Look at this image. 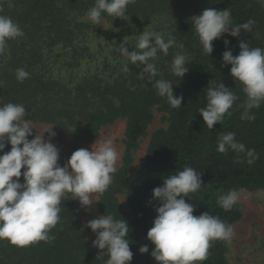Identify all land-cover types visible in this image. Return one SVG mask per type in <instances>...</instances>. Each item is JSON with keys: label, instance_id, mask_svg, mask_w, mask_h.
I'll return each instance as SVG.
<instances>
[{"label": "trees", "instance_id": "16d2710c", "mask_svg": "<svg viewBox=\"0 0 264 264\" xmlns=\"http://www.w3.org/2000/svg\"><path fill=\"white\" fill-rule=\"evenodd\" d=\"M184 0H135L127 6V20L146 24L163 12L173 10ZM190 13L175 27L172 36L183 46L188 57L189 71L183 76L167 72L165 61L171 58L160 54L159 76L173 84L174 94L182 96V106L173 108L166 97L147 78L141 79L144 65L128 63L129 71L99 60L92 50L101 31L87 20L88 10L95 0H0V14L18 23L24 35L8 41L7 54L0 57V100L23 104L32 123L49 124L71 136L73 147L92 143L102 128L119 119L126 122L125 154L122 167L103 194L98 193L97 209L101 215L124 219L129 226V247L133 252L130 264H158L151 256L154 245L147 239L157 215L158 201L153 200V189L163 185L168 176L192 167L202 174V189L185 197L194 206L193 215L204 212L233 226L242 218V208L236 203L230 210L223 209L218 197L229 190H264V102L251 109L254 121L241 119L247 97L243 85L234 81L231 65H225L222 54L240 52L239 43L264 48V3L260 0H186ZM205 8L230 10L233 26L254 20L251 32L241 30L239 37L225 34L213 41V52L208 56L202 48L192 17ZM102 20L115 23L120 18L102 14ZM228 40L226 46L224 41ZM159 54V53H158ZM24 68L29 77L17 80L16 70ZM223 82L238 100L229 110L231 115L209 129L198 113L207 106L209 85ZM154 83V81H153ZM153 110L166 117V128L151 134L144 162L130 173L134 151L146 136L153 119ZM226 132H234L237 142L245 145L244 153L229 149L220 153L218 141ZM34 138L29 137L31 140ZM11 145L6 144L5 152ZM255 149L254 163L246 152ZM3 154V153H0ZM22 172L24 169L21 170ZM15 179V178H14ZM23 183V176L20 178ZM124 197L126 208L119 203ZM151 201V203H149ZM60 221L52 228L48 242L38 241L25 247L9 240H0V264H106L108 255L100 258L87 240L80 218L79 201L64 196L59 205ZM148 253H140L141 246ZM196 264H227L224 240H214L207 259Z\"/></svg>", "mask_w": 264, "mask_h": 264}, {"label": "clouds", "instance_id": "9594fccd", "mask_svg": "<svg viewBox=\"0 0 264 264\" xmlns=\"http://www.w3.org/2000/svg\"><path fill=\"white\" fill-rule=\"evenodd\" d=\"M135 0H95V5L88 12V18L94 24H100L102 14L127 20V6ZM264 3V0H260ZM3 9L0 8V12ZM203 51L211 56L213 41L224 34L239 37L241 30L251 32L254 20L233 26L230 10L205 8L202 13L192 17ZM24 35L19 24L11 17L0 14V57L7 54L8 41ZM175 39L152 31H143L136 44V50L129 51L125 42L121 43L120 54L131 65H144L141 79L147 78L157 89V94L166 97L173 108L182 106V96L173 91V84L163 78L157 79L159 72L156 64L160 54L168 55L175 45ZM229 44L228 40L224 41ZM240 52L233 56L231 50L222 54L225 65H231L230 74L234 81L243 85L246 101L241 107L245 110L241 119L255 120L251 109L259 108L264 102V48L250 47L248 42L239 43ZM159 53V54H158ZM188 57L177 53L171 65V71L181 79L189 71ZM129 71L128 63L123 66ZM24 68L16 70L17 80L23 82L29 77ZM154 81V83H153ZM207 106L198 113L204 123L212 129L229 111L238 96L221 81L209 85L206 92ZM29 113L23 104L3 103L0 106V240L7 239L19 247L34 242H48L53 237L49 232L60 221L59 207L62 198L71 193L82 207L88 209L99 202L92 194H103L111 185L116 165L120 159L111 140L100 142L91 151L85 148L72 153L66 164L61 166L58 147L51 142L56 133L54 126L47 128L43 135L33 136V124L26 117ZM48 133L45 139L44 134ZM6 144L11 145L5 152ZM231 149L236 153L246 151L243 143L237 142L234 132L223 133L218 141L217 150L227 153ZM255 149H248L246 154L255 160ZM24 169L22 172L21 170ZM23 176V183L20 178ZM15 178V179H14ZM202 174L192 167L168 176L163 185L153 189V200L158 201L157 215L153 226L147 233V239L154 245L151 256L158 264H196L207 259L208 250L214 240L229 241L234 235V228L218 217L204 212L193 215L195 208L187 203L185 197L202 189ZM241 193L229 190L218 197L217 203L225 210H230L240 199ZM151 203V201H149ZM96 235L92 242L100 253L106 251V264H130L133 252L128 240L129 226L124 219H114L112 215H99L86 222ZM140 253H148L147 245L141 246Z\"/></svg>", "mask_w": 264, "mask_h": 264}, {"label": "rangeland", "instance_id": "374dc122", "mask_svg": "<svg viewBox=\"0 0 264 264\" xmlns=\"http://www.w3.org/2000/svg\"><path fill=\"white\" fill-rule=\"evenodd\" d=\"M190 13L189 3L186 0L182 1L179 6L173 10L166 11L156 16L146 24L134 23L130 21L120 20L115 23H109L101 19L100 24H94L101 31L97 44L94 45L92 53L99 59H107L112 65L122 66L126 62L120 54L119 48L121 43H126L129 51L136 50L140 34L143 31H152L164 36L165 40L173 37L174 27L182 21L186 15ZM227 33L224 39L229 37ZM175 39V38H174ZM175 45L171 48V58L164 63L167 72L171 71L172 61L177 53L184 54L183 46L175 39ZM170 52V51H169ZM185 55V54H184ZM159 60V58L157 59ZM159 64L156 66L158 67ZM0 106L3 102L0 100ZM166 117L153 110V119L147 128L146 136L140 141L137 149L133 153L132 163L129 167V172L132 173L140 168L144 162L145 152L151 137V134L159 129L166 128ZM33 135L36 132L43 135V132L53 125L32 123ZM126 122L124 119H119L109 126L101 129L98 137L90 144L73 147L74 143L71 136L66 132L54 126L53 131L56 133L51 142L59 149L60 160L58 163L63 166L67 163L72 153L78 149L85 148L89 151L95 150L100 142L111 140L113 146L117 149L120 159L117 162L116 169L122 167V162L125 154L124 132ZM45 139L48 138V133L44 134ZM116 170V171H117ZM240 199L237 204L242 208V218L239 222L233 225L234 235L226 244V261L227 264H264V190L245 191L240 190ZM98 200V193L92 194ZM65 196L75 198L73 194L68 193ZM119 203L126 208L123 196H119ZM80 218L83 223L87 240L91 243L93 250L97 256L102 258L104 253H100V249L93 246V241L96 239L95 233L90 228L86 227V222L95 219L101 215L97 209V202L90 208L86 209L79 202Z\"/></svg>", "mask_w": 264, "mask_h": 264}]
</instances>
